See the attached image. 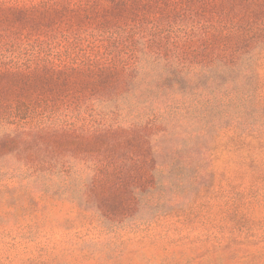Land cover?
<instances>
[{"label": "rangeland", "instance_id": "1", "mask_svg": "<svg viewBox=\"0 0 264 264\" xmlns=\"http://www.w3.org/2000/svg\"><path fill=\"white\" fill-rule=\"evenodd\" d=\"M112 31L122 39L87 37ZM262 41L264 0H0V105L39 103L40 111L56 110L65 121L74 112L75 123L46 140L64 154L90 150L105 138L82 132L81 119L91 110L80 105L125 90L127 50L148 46L171 57L175 48L231 51ZM258 63L255 76L237 80L259 90L241 108L246 115L210 128L208 151L194 156L196 171L169 169L182 162L172 153L159 160L168 164L156 175L162 186L140 205L127 190L109 192V218L119 225L104 234L90 223L92 211L77 208L70 189H61L44 211L33 208L20 218L44 229L27 238L17 231L0 236V255L10 257L5 264L37 255L50 264H264V49ZM40 111L34 121L45 114ZM114 139L125 141L126 157L134 151L144 160L146 142L130 130ZM12 146L0 143V152ZM150 167L149 160L135 175L143 190L154 180Z\"/></svg>", "mask_w": 264, "mask_h": 264}, {"label": "trees", "instance_id": "2", "mask_svg": "<svg viewBox=\"0 0 264 264\" xmlns=\"http://www.w3.org/2000/svg\"><path fill=\"white\" fill-rule=\"evenodd\" d=\"M130 36V30L125 29V41ZM182 36L189 39L187 33ZM87 37L115 43L123 36L112 31L91 32ZM263 49L264 41L251 48L239 45L231 51H214L203 44L190 52L175 48L171 57L148 46L135 52L127 50L125 90L87 97L80 105L91 110L81 119L82 132L105 138L104 143L90 150L69 149L64 154L46 140L47 135L63 126H72L78 118L74 112L65 121L56 110L40 111L39 103L0 105V143H13L0 152V236L17 231L20 237H28L33 229L36 232L37 228L44 229L42 222L22 224L20 218L33 208L44 211L48 201L67 188L77 208L86 207L85 211H92L93 220L100 219L90 222L100 228L99 234L114 231L119 224L109 218L112 214L106 207L111 202L109 192L127 190L129 199L140 205L152 196V192L148 194L150 189L163 184L156 179L168 168V164L159 161L163 156L167 158L173 153V157H182V162L169 169L178 173L196 171L199 165L194 156L208 151L203 147L211 135L210 128L226 126L223 120L244 118L246 109L241 108L254 96L251 91L259 90L250 85L239 86L237 80L256 75ZM37 111L45 114L34 121L32 117ZM124 128L134 133L139 142H146L143 143L146 147L141 145L147 153L144 160L135 156L134 151H128L126 157L125 141L114 139ZM103 147L105 152L101 153ZM149 160L154 180L143 190L135 175ZM103 188L107 194L100 193ZM5 254L0 255V264L10 261ZM37 256L22 259L23 264H50L48 259Z\"/></svg>", "mask_w": 264, "mask_h": 264}]
</instances>
